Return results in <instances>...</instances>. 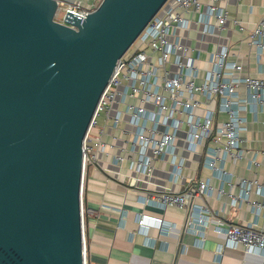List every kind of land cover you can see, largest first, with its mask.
Segmentation results:
<instances>
[{
    "label": "built area",
    "instance_id": "obj_1",
    "mask_svg": "<svg viewBox=\"0 0 264 264\" xmlns=\"http://www.w3.org/2000/svg\"><path fill=\"white\" fill-rule=\"evenodd\" d=\"M101 1L86 4L82 0H57L66 11L80 15V21ZM220 2L165 0L118 58L120 62L100 94L82 140L84 187L91 166L110 179H120V171L112 173L99 164L103 159L116 166L126 163L135 173L129 181L135 184L141 179L147 184L154 162L168 157L169 176L175 182L185 168L183 150L201 152L213 176L231 187L225 164L246 157L244 135L248 120L242 111L248 104L264 110V78L242 73V62L231 58L228 44H219L201 63L199 50L193 53L194 49L184 41L193 25H199L202 39L221 31L227 22L238 25L241 32L245 30L242 22L230 17ZM246 39L259 56L264 52V13L247 31ZM241 87L247 91V97L241 94ZM219 113L225 117L218 119ZM256 155L254 152L248 157L254 168L261 164ZM238 182L242 187L238 194L224 185L216 188L209 178H201L177 190L146 188L140 193V200L188 211L185 225L198 235V242L202 243L209 228L223 234L225 241L219 244L217 255L222 254L225 246L264 252L263 228L253 222L229 221L205 202L198 206L192 202L196 197L205 201L215 191L219 198L226 196L231 206L246 203L256 214L264 210V201L251 196L253 192H264V182L244 176L238 177ZM82 193V264H88L84 188ZM193 208L195 214L191 213ZM135 219L140 229L152 224L168 232L174 227L145 212L138 213Z\"/></svg>",
    "mask_w": 264,
    "mask_h": 264
},
{
    "label": "water",
    "instance_id": "obj_2",
    "mask_svg": "<svg viewBox=\"0 0 264 264\" xmlns=\"http://www.w3.org/2000/svg\"><path fill=\"white\" fill-rule=\"evenodd\" d=\"M164 2L102 0L80 21L57 0H0V264H82V140Z\"/></svg>",
    "mask_w": 264,
    "mask_h": 264
},
{
    "label": "crops",
    "instance_id": "obj_3",
    "mask_svg": "<svg viewBox=\"0 0 264 264\" xmlns=\"http://www.w3.org/2000/svg\"><path fill=\"white\" fill-rule=\"evenodd\" d=\"M89 4L92 0H82ZM230 17L237 18L245 27L243 32L239 26L227 22L221 31L199 37V25H193L184 39L196 53L199 50V60L202 61L208 52L219 44H228L232 52L231 58L239 59L243 65V72L264 78V52L259 56L247 39L246 33L259 17L264 13V0H221ZM183 34V33H182ZM241 94L247 97V91L241 87ZM247 120L245 133L246 157L233 162L228 160L225 170L229 173L231 187L224 181L213 176L212 171L205 164L201 152L190 153L183 150L186 156L182 177L172 181L169 176L171 165L167 160H156L149 183L137 180L135 184L129 177L135 175L127 168L126 163L113 165L107 159L99 161L110 172L120 171V179L107 177L96 167H89L84 187V204L86 213V254L88 264H262L264 252H245L242 246L231 248L225 246L221 255L216 254L219 244L224 243L223 234L215 233L210 228L204 240L198 242V235L185 225L188 211L176 207L162 208L153 203H142L140 193L149 189H182L189 182L197 179L209 178L216 188L224 185L231 193L241 192L238 177L255 178L264 182V110L259 105L248 104L242 111ZM222 113L218 119L224 118ZM256 152L260 161L258 167L250 165L248 157ZM215 190V189H214ZM251 196L264 201L262 194L252 193ZM197 206L208 204L210 208L223 218L233 222L255 223L264 229V210L258 214L246 203L231 206L226 196L218 197L215 191L206 197L194 198ZM145 212L161 218L166 223L174 224L169 231H164L150 224L140 229L136 222V215ZM196 213L195 208L191 213Z\"/></svg>",
    "mask_w": 264,
    "mask_h": 264
},
{
    "label": "rangeland",
    "instance_id": "obj_4",
    "mask_svg": "<svg viewBox=\"0 0 264 264\" xmlns=\"http://www.w3.org/2000/svg\"><path fill=\"white\" fill-rule=\"evenodd\" d=\"M70 1H72V0H70Z\"/></svg>",
    "mask_w": 264,
    "mask_h": 264
}]
</instances>
